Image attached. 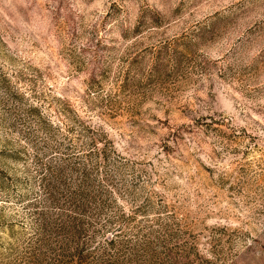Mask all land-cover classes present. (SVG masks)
Listing matches in <instances>:
<instances>
[{"label": "rangeland", "instance_id": "374dc122", "mask_svg": "<svg viewBox=\"0 0 264 264\" xmlns=\"http://www.w3.org/2000/svg\"><path fill=\"white\" fill-rule=\"evenodd\" d=\"M0 264H264V0H0Z\"/></svg>", "mask_w": 264, "mask_h": 264}, {"label": "trees", "instance_id": "16d2710c", "mask_svg": "<svg viewBox=\"0 0 264 264\" xmlns=\"http://www.w3.org/2000/svg\"><path fill=\"white\" fill-rule=\"evenodd\" d=\"M45 185H47V186H48V183H46ZM83 211H85V210H83ZM84 232H85V231H84ZM84 232H83V230H82V232H81L80 234H82V233H84Z\"/></svg>", "mask_w": 264, "mask_h": 264}]
</instances>
